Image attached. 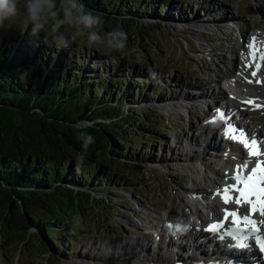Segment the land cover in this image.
Here are the masks:
<instances>
[{
  "label": "trees",
  "instance_id": "obj_1",
  "mask_svg": "<svg viewBox=\"0 0 264 264\" xmlns=\"http://www.w3.org/2000/svg\"><path fill=\"white\" fill-rule=\"evenodd\" d=\"M82 2L102 14L103 29L131 25L138 30L143 20L177 17L171 9L162 12L152 0ZM25 27H17L14 37L0 36V239L9 246L22 245L32 235L59 258L81 240L78 230L85 231L68 228V219L60 220V215L71 210L81 214L89 207L94 223L103 222L100 207L108 202L104 193L115 191L116 182L103 163L111 160L109 155L134 166L133 156L136 161L154 159L140 151L143 135L139 144L124 143V138L136 128L160 139L161 127L152 124L159 116H151L147 108L131 109L153 99V91L149 94L135 75L144 64L119 63L112 70L103 65L97 71L92 68L95 53H79L72 43L59 50L47 47ZM82 134L94 138L86 151ZM81 155L83 167L78 168ZM87 234L94 236L93 231Z\"/></svg>",
  "mask_w": 264,
  "mask_h": 264
},
{
  "label": "rangeland",
  "instance_id": "obj_2",
  "mask_svg": "<svg viewBox=\"0 0 264 264\" xmlns=\"http://www.w3.org/2000/svg\"><path fill=\"white\" fill-rule=\"evenodd\" d=\"M152 2L155 5L160 3L162 12H165L164 9H171L177 13V17L174 16L176 20L169 21L168 17L157 16L143 20V28L138 30L131 25L119 27L128 38L125 53L111 52L104 48L89 49L79 41L72 44L79 53L82 49H88L98 56V59L94 60L95 65H92L97 71L101 70L103 65H111L112 70L114 65L126 62L132 67L134 64L132 62L145 65L136 69L135 75L145 86L147 85V88L149 87V94L151 90L153 91V99L146 103L137 102L131 105V109L147 108L151 116H159V120L155 121L157 123L152 124L161 127L158 136H162L155 139L152 133L130 128L125 135L124 143L139 144L138 140H141L140 137L143 135L140 151L143 150V157L148 158L152 155L154 159L136 161L137 156H133L130 161L134 162V166L117 163L114 157L109 155L111 160L102 163L105 164V169L114 174L115 191L104 193L108 202L102 204V207L98 203H93L94 206L102 208V213L105 214L104 221L94 223L89 207L81 214L71 210V213L60 215V220L68 219V228L75 231L84 228L85 231L78 230L81 240L66 253L60 252L59 258L50 255L48 248L42 246L32 235L28 241L21 243L22 245L9 246L0 239V264H107L108 262L100 261L101 252L118 240L122 241L124 238L130 240L141 235L145 231L143 229L145 225L156 223L153 211L167 213V218L179 219L180 213L186 211L183 204L190 201L191 195L196 194L198 183H194L191 176L197 172L191 175L187 170L177 167L181 162L176 158V147L171 148L170 145L174 143L175 137L188 138L193 131L198 133L200 124L206 122L225 101L215 97L218 101L209 99L201 104L194 100L195 94H206L219 87L225 89L226 95L230 94L226 82L231 76L237 75L234 54L241 52L244 37H249L253 31L264 30V0H152ZM180 17L182 21H178L177 18ZM233 19H235L233 23H238L239 30L238 27L235 30L229 27L222 28ZM20 25H24L20 18L6 21L5 27L0 29V36L6 35L5 39L9 36L14 37V30ZM112 29L114 27L108 26L106 29L102 28V31ZM93 59L95 58H92V61ZM201 84L204 88H201ZM155 87L158 89L154 91ZM255 88L264 92V85ZM127 108L128 106L125 108L126 112L129 111ZM243 109L264 133V112L247 107ZM160 118H164L166 123ZM216 142L218 144L217 139ZM182 144L185 145V149L191 145L186 144L185 140ZM196 144L192 143V147L199 146V143ZM208 156L210 157V154H206L205 157L209 158ZM197 165L199 166V163ZM33 231L34 228H31L30 234ZM90 231L95 233L94 237L87 234ZM99 231L108 233L101 234ZM149 247L150 250L154 248L152 245ZM140 249L134 247L133 250ZM117 255H120V252ZM171 258L174 261L177 259L175 254H171ZM114 263L117 261L114 260Z\"/></svg>",
  "mask_w": 264,
  "mask_h": 264
},
{
  "label": "bare ground",
  "instance_id": "obj_3",
  "mask_svg": "<svg viewBox=\"0 0 264 264\" xmlns=\"http://www.w3.org/2000/svg\"><path fill=\"white\" fill-rule=\"evenodd\" d=\"M195 13L197 14V12ZM228 25H224L222 28L226 29ZM252 37H256L257 53L255 60L248 56L247 45L251 42ZM241 46V52L235 53L233 56L237 75L231 76L226 82V88L230 94L226 95L225 89L219 87L206 94H195L194 100L204 104L205 101L215 99V97L224 99L225 101L216 109L227 110L238 128L244 129L249 137H255L257 141L264 144V133L253 123L254 120L250 114H247L243 109V107H247L264 112V107H256V105L264 106V92L255 88L264 85V62L259 59L260 54L264 53V30L253 31L249 37H244ZM252 72H256L257 75L254 77ZM257 80L260 81L259 84L256 83ZM201 88H204L203 84H201ZM249 99L254 100V104L245 103ZM215 115L216 110L207 118L206 122L200 124L198 133L193 131L188 138L184 136L175 137L176 140L173 139L174 143L170 145L171 148L176 147V158L179 159H177L178 162H181L177 164V167L187 170L191 175L197 172L191 176V180L198 183L197 192L194 196L191 195L189 202L183 204L186 211L180 213L179 219L167 218V213L162 214L159 211H153L156 223L149 226L145 225L143 228L145 231L137 237H132L133 239L118 240L110 248L101 252L100 261L108 262L107 264H194L203 261L210 264H225L229 258L222 259L218 253L214 252V248L211 245L208 246L204 240L208 237L204 231L205 223L218 218L222 219L225 207L231 211H239L241 215H251L255 221H261L258 220L259 211L248 212L249 205H236L235 203L224 205L220 197L215 195L218 189L223 188L226 184L236 182L231 177L236 174L237 165L247 162L251 168L255 167V162L264 159V157H248L240 143L225 139L221 135L223 127L222 129L219 127V124L222 126L223 124L209 122V119ZM183 140L186 144H191L188 149L184 148ZM192 143H199V146L192 147ZM233 152L237 153L238 156H234ZM206 154H210V157L206 158ZM198 171L203 172L199 173ZM243 171L246 175L248 170ZM243 179L244 176H241V180ZM230 195L233 199L239 196L238 192H232ZM177 225L180 227L177 228ZM257 226L261 228L264 236V223ZM149 245L154 246L153 250H150ZM134 247L141 249L135 251L133 250ZM218 247L224 248V245L219 244ZM243 251L234 252V258L231 261L234 260L235 264L238 262L252 264L246 258L253 257L257 251L253 255L252 253L244 254ZM118 252L120 255H117ZM171 254H175L177 261L171 258ZM114 260L117 263H114ZM256 262L253 263L256 264Z\"/></svg>",
  "mask_w": 264,
  "mask_h": 264
},
{
  "label": "clouds",
  "instance_id": "obj_4",
  "mask_svg": "<svg viewBox=\"0 0 264 264\" xmlns=\"http://www.w3.org/2000/svg\"><path fill=\"white\" fill-rule=\"evenodd\" d=\"M20 18L25 30L30 29L39 43L57 50L67 48L77 41L89 49L104 48L111 52L125 53L127 35L120 28L102 31V14L87 9L82 0H0V29L6 21ZM114 60L115 57H112ZM86 151L94 138L81 135ZM84 157L77 160L83 167Z\"/></svg>",
  "mask_w": 264,
  "mask_h": 264
},
{
  "label": "snow or ice",
  "instance_id": "obj_5",
  "mask_svg": "<svg viewBox=\"0 0 264 264\" xmlns=\"http://www.w3.org/2000/svg\"><path fill=\"white\" fill-rule=\"evenodd\" d=\"M249 52L248 56L253 60L256 59L257 45L256 37L251 38V42L247 45ZM260 61L264 62V53L259 56ZM247 67V65H246ZM259 67V65H257ZM255 77L256 72H252ZM257 83L260 81L257 80ZM247 104H254V100L249 99L245 101ZM256 107H264L256 105ZM217 120L223 124V136L225 139L235 141L242 144L249 149L259 148L258 151L249 150V157H264V146L258 145L255 137H249L244 129L238 128L232 120L227 110L217 109L216 115L210 123H215ZM247 169V174L244 171ZM235 175L231 177L235 183H228L223 188L218 189L215 195H218L224 205L235 203L236 205L247 204L249 205L248 212L254 213L259 211V214L264 218V159H260L255 162V167L249 168L247 162L236 166ZM241 176L244 179L241 180ZM232 192H238L240 195L233 199L230 195ZM252 197H258L255 204L258 207L253 206L254 201ZM225 221H231L230 226L225 225ZM241 222L243 227H241ZM264 223V219L261 221H255L251 218V215H241L239 211H231L225 207L223 209V219H217V222L209 224L204 231H208L216 234L219 240H224L226 237L230 238L233 243L229 244V247L237 249H246L249 247V239L254 240L255 245L258 246L261 254H264V236L260 235L258 224ZM251 225V227H249ZM177 228L180 226L177 225ZM231 264V262H227Z\"/></svg>",
  "mask_w": 264,
  "mask_h": 264
}]
</instances>
